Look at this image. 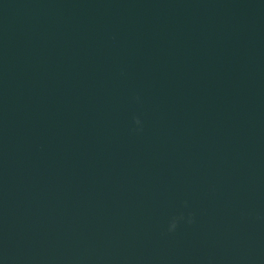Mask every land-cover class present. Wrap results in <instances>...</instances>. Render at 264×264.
<instances>
[{
	"label": "water",
	"instance_id": "1",
	"mask_svg": "<svg viewBox=\"0 0 264 264\" xmlns=\"http://www.w3.org/2000/svg\"><path fill=\"white\" fill-rule=\"evenodd\" d=\"M0 264H264V0H0Z\"/></svg>",
	"mask_w": 264,
	"mask_h": 264
},
{
	"label": "clouds",
	"instance_id": "2",
	"mask_svg": "<svg viewBox=\"0 0 264 264\" xmlns=\"http://www.w3.org/2000/svg\"><path fill=\"white\" fill-rule=\"evenodd\" d=\"M134 121L137 125H139L141 123L139 117H134ZM183 220H185V216L183 213H180L179 215L173 216L170 220V223L168 226V231L169 232L175 231L176 228L178 227V224ZM187 223H189V224L193 223V217L191 214H189L187 217Z\"/></svg>",
	"mask_w": 264,
	"mask_h": 264
}]
</instances>
